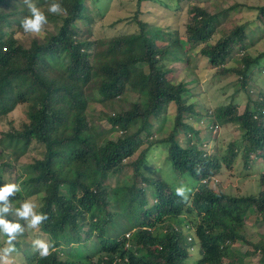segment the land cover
Here are the masks:
<instances>
[{
    "label": "trees",
    "instance_id": "16d2710c",
    "mask_svg": "<svg viewBox=\"0 0 264 264\" xmlns=\"http://www.w3.org/2000/svg\"><path fill=\"white\" fill-rule=\"evenodd\" d=\"M143 1L154 0H137V4ZM58 2L66 12L53 16L55 26L59 24L56 32L48 38L35 37L25 46L11 30L28 15L26 5L22 0L19 7L13 0H0V121L18 104L35 108L28 112L22 127L1 133L0 177L12 167L4 161L8 154L18 159L31 144L43 147L42 157L31 163L34 175L28 183L44 192L40 211L49 219L41 228L49 233L56 249L46 259L33 251L26 256L28 264L32 260L33 264H185L195 244L200 255L197 264H223L224 260L226 264H245L244 257L256 254L258 263L264 264V235L253 241L243 230L251 208L264 223V170L259 174L256 194L232 195L209 186L223 160L206 154L192 139L184 147L176 140L179 126L186 125L192 131L183 122V115L196 112L183 97L187 91L184 83L168 78L171 71L165 61L170 48L179 47L188 55L202 44L199 52L210 67L220 75L231 71L240 74L244 86L255 72L252 68L264 57V52L256 56L247 52L246 41L255 29L240 24L211 43L215 15L192 7L194 16L186 23L183 36H176L168 46L157 45L154 37L140 29L111 37L102 51L104 58H93L92 43L79 39L75 28L77 20L89 19L85 2ZM252 8L264 22V4ZM228 60L237 65L227 66ZM129 93L137 94L129 109L107 115L110 126L123 134L101 138L89 119L91 101L125 100ZM171 103L176 107V127L168 137L153 139L151 128ZM251 103L239 112L232 99L212 110V124L237 125L241 131L240 144L229 145L223 156L228 167L239 152L245 165L251 154L264 163V97ZM133 122L137 128L127 135ZM157 143L168 145L166 159L176 174L188 173L202 182L193 191L190 205L161 180L145 182L154 199L150 206L138 184L108 188V177L121 171L125 159L140 149L138 159L142 162ZM64 184L66 196L59 193ZM115 204L126 223L109 235L106 229L116 222L118 213L107 206ZM171 218H179L180 225L170 223ZM84 226L88 229L83 230ZM235 242H246L251 249L234 253Z\"/></svg>",
    "mask_w": 264,
    "mask_h": 264
},
{
    "label": "rangeland",
    "instance_id": "374dc122",
    "mask_svg": "<svg viewBox=\"0 0 264 264\" xmlns=\"http://www.w3.org/2000/svg\"><path fill=\"white\" fill-rule=\"evenodd\" d=\"M13 1L18 7L21 6L20 0ZM83 1L89 9V19L88 21L83 18L77 20L75 28L79 39L92 43L90 52L93 58H104L105 54L102 51L111 37L121 33L138 32L140 29H143L149 37H154L157 45L168 46V43L171 44V41L176 36H183L186 23L194 16L192 7L205 9L215 15L214 25L216 27L211 43H214L222 35L228 34L238 25L247 24L248 28L255 29L249 33L248 41H246L247 52L252 56L264 52V22L260 20L258 10L252 8L264 4V0H154L143 1L139 5L137 0ZM35 2L48 15L49 23L40 34H26L21 26L15 25L11 31H15V37L25 46H28L35 37L48 38L51 33L56 32V28L59 25L55 26V18L53 19V16L57 17L58 15L47 13L49 2H39L38 0H35ZM6 30L9 32V29ZM201 46L202 44L194 46L188 55H185L179 47L170 48L166 56L167 59H165L167 67L171 71L168 74V78L172 79L173 82L182 81L184 83L187 88V91L183 93L186 104L193 105L194 112L197 113L190 114L188 112L183 115V122L189 125L192 131H188L186 125V128L179 126L175 132L176 140L184 147L192 139L191 142L199 145L200 148L206 151V154L222 158L221 169L209 181V186L214 190L232 195L256 194L260 189L259 174L264 170V163L261 159L255 157L254 154H251L248 158V163L245 165L244 157L239 152L232 165L228 167L226 164L229 161L225 160L223 156L228 153L229 145L237 146L240 144L241 131L237 125H215L211 121L212 110L217 105H225L235 99L238 104V111L242 112L246 105L264 97V57L259 65L252 68L255 72L249 76L250 80L246 79V83L243 86L244 80L240 74L231 71L220 75L215 68H211L207 60L199 52ZM234 54L235 52L232 53V55ZM227 64L229 67L237 65L235 60H228ZM260 68H262L261 72H259ZM136 100L137 94L129 93L125 100H116L114 102L91 101L89 119L98 129L101 138L111 139L123 134V131L110 126L107 115L113 112L118 113L121 109H129L131 103ZM34 110V107L29 108L25 104H18L0 121V135L11 128L19 129L22 127L28 121V112ZM175 115L176 107L171 103L163 117L155 120L154 126L151 128L153 139L168 137L170 132L176 127ZM137 125L136 122H133L126 134L129 135L134 131ZM145 146L146 143L140 149ZM140 149L133 156L123 161L122 169L119 173L108 177L106 181L108 188L125 185L132 187V185L138 184L142 187L143 193L147 195V206H150L153 204L154 199L150 196L152 191L145 182L154 183L161 180L169 184L174 190L181 185L190 188L189 199L185 201L186 206L190 205L193 191L202 182H197L188 173L178 175L174 172L171 162L166 159L168 154V145L166 143H157L153 146L148 152L147 159L142 162H139L140 158L138 159ZM43 150L42 146L31 144L18 159H15L11 154H8L9 157L4 159V161H9L12 167H7L1 173L0 187L5 183H12L11 181L15 179L14 183H19L22 189L13 199L10 197L13 209L17 208V203H22L23 200L28 198H34L42 206L43 190L38 191L37 188H34L28 182L34 175L31 163L35 158L42 157ZM239 150H241V147ZM142 178L147 181L142 180ZM65 187V184L61 185L59 193L66 196ZM107 208L118 213L115 218L116 222L110 224L106 229V233L112 235L120 231V224L126 223V221L120 213L121 210L117 204L107 206ZM249 211L243 230L247 239L257 241L264 235V223L261 220H257L256 210L251 208ZM9 218L11 219V217ZM184 218L190 219L187 215H184ZM20 222L24 223L23 221ZM169 222L180 225L179 218H171ZM87 229V226H84L83 230ZM38 236L48 240L50 237L49 233L43 231L40 226L38 232L29 230L17 238L15 242L17 251L12 254L11 264H28L26 256L33 254L31 242ZM6 239V237H0V247L5 245ZM232 249L234 253L243 254L247 249H251V246L246 242H235L232 245ZM68 253L71 252L66 254ZM199 257L198 245L195 244L190 249V254L185 264H197ZM33 262L34 260L30 261V264H33ZM244 262L245 264H259L257 254L244 257ZM223 264H226V260H224Z\"/></svg>",
    "mask_w": 264,
    "mask_h": 264
},
{
    "label": "clouds",
    "instance_id": "9594fccd",
    "mask_svg": "<svg viewBox=\"0 0 264 264\" xmlns=\"http://www.w3.org/2000/svg\"><path fill=\"white\" fill-rule=\"evenodd\" d=\"M23 3L28 9V15L21 20V28L26 34H40L49 23L48 15L41 10L35 0H23ZM65 12L58 0H51L47 6L48 14L63 15ZM21 190L19 183H5L0 187V237L7 238L5 245L0 247V264H11L12 254L17 251L15 242L19 236L29 230L38 232L40 226L49 219L46 213L39 211L41 205L34 198L23 200L19 207L13 209L10 197H14ZM190 191V188L181 185L175 188V195L187 201ZM31 243L33 251L38 253L40 259H46L56 250L54 242L39 236Z\"/></svg>",
    "mask_w": 264,
    "mask_h": 264
}]
</instances>
